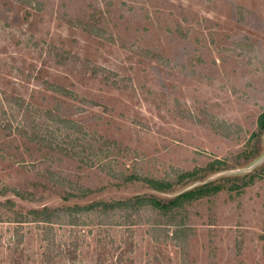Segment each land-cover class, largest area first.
I'll use <instances>...</instances> for the list:
<instances>
[{"label": "rangeland", "instance_id": "obj_1", "mask_svg": "<svg viewBox=\"0 0 264 264\" xmlns=\"http://www.w3.org/2000/svg\"><path fill=\"white\" fill-rule=\"evenodd\" d=\"M263 111L264 0H0V264H264Z\"/></svg>", "mask_w": 264, "mask_h": 264}, {"label": "trees", "instance_id": "obj_2", "mask_svg": "<svg viewBox=\"0 0 264 264\" xmlns=\"http://www.w3.org/2000/svg\"><path fill=\"white\" fill-rule=\"evenodd\" d=\"M257 129L258 133L260 135H264V111L258 116L257 119ZM249 158H255L256 153H250L248 154ZM213 164H209L207 169L212 170ZM196 174L193 172H188L181 174L176 184H181L184 181L188 179H194ZM264 175V174H263ZM241 178H232L229 179L228 182H232V180H240ZM252 176L249 179V182L251 181ZM128 180H132V178H128ZM146 187H148L151 191L159 194H166L169 190H171L173 184L166 182V181H157V180H151V179H142L141 180ZM234 187V186H233ZM232 186H230L229 190H237L239 188L233 189ZM224 188L222 185L216 184L215 182L206 183L203 185H200L198 187H195L191 190L185 191L177 196H174L173 198L168 199H161L158 197H155L153 195H147V196H137L136 198L132 200L127 201H117L115 203H105V202H97L93 203L89 206H73L71 208H66L64 211L71 212L73 214L82 213V212H89L96 208H102L105 212L108 210H115V209H132V208H138V207H144L148 206L152 208L153 210L165 215L172 213L174 210L182 209L186 204H189L193 201L202 199L204 197H209L212 195H215L222 191ZM35 216H42L43 222H48L51 220V215L53 212L44 210L43 212H32ZM44 214V215H43Z\"/></svg>", "mask_w": 264, "mask_h": 264}]
</instances>
